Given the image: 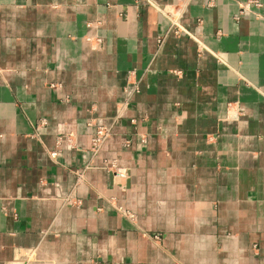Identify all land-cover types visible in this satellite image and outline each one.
<instances>
[{
  "label": "crops",
  "instance_id": "1",
  "mask_svg": "<svg viewBox=\"0 0 264 264\" xmlns=\"http://www.w3.org/2000/svg\"><path fill=\"white\" fill-rule=\"evenodd\" d=\"M249 1L190 0L198 41L159 44L169 23L145 2L0 0V264H264V0L236 19ZM88 121L111 124L95 155Z\"/></svg>",
  "mask_w": 264,
  "mask_h": 264
},
{
  "label": "built area",
  "instance_id": "2",
  "mask_svg": "<svg viewBox=\"0 0 264 264\" xmlns=\"http://www.w3.org/2000/svg\"><path fill=\"white\" fill-rule=\"evenodd\" d=\"M135 2H145V3H148L154 6L167 19L169 23L167 30L164 32V34L159 35L157 37V42L159 44H161L163 40L165 39V37L170 33L175 36L186 35L198 41L197 35L189 31L180 21L181 15L184 9L186 8V6L188 5V3L190 2V0H177L174 4L170 5L167 9L158 7L157 5L153 4L150 0H135ZM252 5H259V2L253 0V1H249L248 3H245L244 5L240 7L239 12L235 18L237 19L243 13L249 11ZM85 40H89V37H85ZM127 91L129 94L138 92L139 86L137 82L133 83L132 87L128 88ZM125 104L126 102L123 103V105ZM131 122L134 123L135 119H131ZM45 124H46L45 119L43 118L39 119L35 123V129H38L44 126ZM86 125L92 128V133L90 136L89 152H90V155H95L100 149L104 140L109 136L111 132V124L105 125V124H100L96 122L94 123L92 121H88ZM65 141L68 147H73L72 143H70V140L68 138H65ZM57 143H60V138L57 139ZM126 145H128V143H126ZM57 151H58L57 149L51 151L49 153V156L53 158L57 154ZM102 162H103L102 168L106 170L107 169L111 170V169L116 168L115 160H108V161L103 160ZM75 174L77 176V180H79L81 178V172H76ZM105 200L107 201L109 205L114 207L121 215L127 217L128 219L133 220L135 216L133 212L123 208L122 206L111 204L110 198L105 199ZM67 202L70 204L72 203L74 205L80 204V201L78 199L68 200Z\"/></svg>",
  "mask_w": 264,
  "mask_h": 264
}]
</instances>
